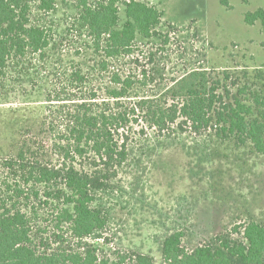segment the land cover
I'll list each match as a JSON object with an SVG mask.
<instances>
[{
  "label": "rangeland",
  "instance_id": "1",
  "mask_svg": "<svg viewBox=\"0 0 264 264\" xmlns=\"http://www.w3.org/2000/svg\"><path fill=\"white\" fill-rule=\"evenodd\" d=\"M145 1L165 11L160 34L139 36L131 54L113 58L95 49L79 21L80 0H57L47 12L35 7L49 44L42 53L29 51L11 59L0 73V163L16 158L25 140L38 145L54 138L42 128L47 95L54 96L73 69H81L102 97L116 85L114 73L131 77L132 101L160 97L175 79L193 69L219 75L232 94L263 82L256 79V72L264 71V26L260 21L248 24L245 15L264 9V0ZM118 5L121 26L126 18L123 3ZM225 70L231 73L228 81L223 78ZM129 135L128 162L113 179L112 188L98 195L107 218L98 244L100 255L134 251L163 264L162 244L176 230L184 231L183 243L193 249L235 224L251 218L264 222V154L237 147L233 141L212 142L191 128L158 139L155 129L142 120ZM50 150L39 148L36 156L57 163ZM7 172L0 166V198L25 211L32 206L34 231L49 246H57L55 203L28 199L31 185L18 173ZM16 188L25 194L17 195ZM37 189L43 191L44 185H35Z\"/></svg>",
  "mask_w": 264,
  "mask_h": 264
},
{
  "label": "trees",
  "instance_id": "2",
  "mask_svg": "<svg viewBox=\"0 0 264 264\" xmlns=\"http://www.w3.org/2000/svg\"><path fill=\"white\" fill-rule=\"evenodd\" d=\"M56 1L0 0V73L11 59L29 51L42 53L48 46L46 28L34 9L51 11ZM120 2L126 18L121 26ZM79 6V21L95 49L108 58L131 54L139 36L157 37L164 17V10L145 0H80ZM245 21L251 25L260 21L264 26V9L246 13ZM256 76L263 81L257 88L232 94L219 75L193 69L175 79L160 97L132 101L131 77L114 73L116 85L102 97L81 69H73L55 88V95H47L42 128L54 138L44 136L46 142L38 145L25 140L16 158L0 163L8 174L18 173L31 185L28 199L55 203L58 245L51 247L38 237L32 206L25 211L1 197L0 264H155L153 256L134 251L100 255V240L93 237L105 235L107 218L98 195L112 188L113 179L129 160L131 128L145 121L164 140L191 128L212 142L233 141L237 147L264 154V71L258 70ZM223 78L228 81L231 73L225 70ZM39 148L51 149L57 163L36 156ZM37 184L44 185L43 191L35 190ZM15 191L25 194V190ZM184 236V231L176 230L165 238L163 264H264V222L253 218L193 249L184 245Z\"/></svg>",
  "mask_w": 264,
  "mask_h": 264
},
{
  "label": "water",
  "instance_id": "3",
  "mask_svg": "<svg viewBox=\"0 0 264 264\" xmlns=\"http://www.w3.org/2000/svg\"><path fill=\"white\" fill-rule=\"evenodd\" d=\"M102 236H103V234L98 233V234H95L93 237H94L95 239H101Z\"/></svg>",
  "mask_w": 264,
  "mask_h": 264
},
{
  "label": "crops",
  "instance_id": "4",
  "mask_svg": "<svg viewBox=\"0 0 264 264\" xmlns=\"http://www.w3.org/2000/svg\"><path fill=\"white\" fill-rule=\"evenodd\" d=\"M164 15H165V11H164Z\"/></svg>",
  "mask_w": 264,
  "mask_h": 264
}]
</instances>
